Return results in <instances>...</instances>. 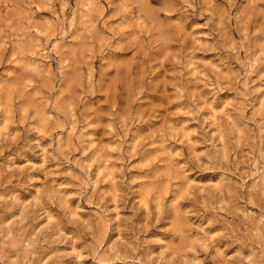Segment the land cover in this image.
<instances>
[{
    "label": "clouds",
    "instance_id": "9594fccd",
    "mask_svg": "<svg viewBox=\"0 0 264 264\" xmlns=\"http://www.w3.org/2000/svg\"><path fill=\"white\" fill-rule=\"evenodd\" d=\"M67 258L264 264V0H0V264Z\"/></svg>",
    "mask_w": 264,
    "mask_h": 264
},
{
    "label": "rangeland",
    "instance_id": "374dc122",
    "mask_svg": "<svg viewBox=\"0 0 264 264\" xmlns=\"http://www.w3.org/2000/svg\"><path fill=\"white\" fill-rule=\"evenodd\" d=\"M194 36L196 35V33H194L193 34ZM164 77H162V79H163ZM149 100L151 99L150 97L148 98ZM153 103H155V101H153ZM145 107H150L151 105L148 103V102H146L145 103V105H144ZM31 158V157H30ZM34 162H39V161H34ZM70 203H72V201H70ZM73 207H75V205L73 204ZM69 251H70V249H68ZM67 264H72V260H71V258H67Z\"/></svg>",
    "mask_w": 264,
    "mask_h": 264
}]
</instances>
